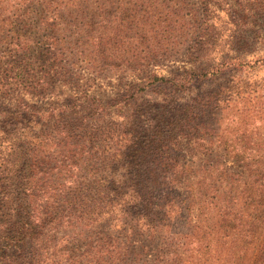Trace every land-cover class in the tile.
<instances>
[{
  "label": "trees",
  "instance_id": "1",
  "mask_svg": "<svg viewBox=\"0 0 264 264\" xmlns=\"http://www.w3.org/2000/svg\"><path fill=\"white\" fill-rule=\"evenodd\" d=\"M256 45L264 0H0V264H264Z\"/></svg>",
  "mask_w": 264,
  "mask_h": 264
},
{
  "label": "rangeland",
  "instance_id": "2",
  "mask_svg": "<svg viewBox=\"0 0 264 264\" xmlns=\"http://www.w3.org/2000/svg\"><path fill=\"white\" fill-rule=\"evenodd\" d=\"M257 55L264 56V47L263 46H257L256 45V51L254 52V56H257ZM179 66L185 67L188 65H186L185 63L183 64V62H180V61H170V62L165 63L164 66L158 67L156 69V72L161 73V74L166 75V76H169L172 73L176 72V69L180 68ZM256 74H258V76H263L264 75V69L260 70ZM133 81H137V80L133 77H128V76L123 77V81H120V82L116 79H113L110 82L103 81L100 83V85L95 86L93 88V91L99 97L112 96L114 94V92L116 91L118 86H120L123 89L125 84H131V82H133ZM212 84H214V82H212V83L204 82L200 88L195 86L193 88L192 92L195 93L198 90L206 89V88L210 87ZM145 96L152 98L151 95H145ZM229 164H231V163H229Z\"/></svg>",
  "mask_w": 264,
  "mask_h": 264
}]
</instances>
